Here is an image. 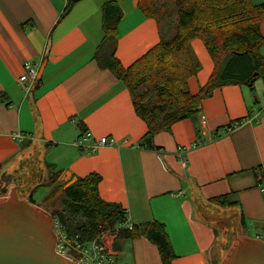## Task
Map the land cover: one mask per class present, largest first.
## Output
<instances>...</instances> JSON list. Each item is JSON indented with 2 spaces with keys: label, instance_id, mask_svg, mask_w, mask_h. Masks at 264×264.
<instances>
[{
  "label": "crops",
  "instance_id": "crops-1",
  "mask_svg": "<svg viewBox=\"0 0 264 264\" xmlns=\"http://www.w3.org/2000/svg\"><path fill=\"white\" fill-rule=\"evenodd\" d=\"M110 1L122 12L115 57L127 68L159 42L155 21L143 16L137 0H0V180L11 175L8 192L24 183L20 196L30 201L50 167L76 177L96 173L99 197L119 204L131 224H164L173 264H220L210 219L220 209H201L208 198L233 191L246 220L244 232L264 236V82L256 79V93L244 85L214 89L200 102L196 124L179 120L154 136L157 148L140 146L147 126L129 90L94 58L103 38L101 7ZM259 31L264 35V19ZM190 45L200 69L187 86L196 94L214 63L201 39ZM44 61L40 78L26 90L17 80L23 64ZM234 120L243 123L220 132ZM85 132L91 135L86 145L103 136L112 142L80 151L73 143ZM3 184L0 197L8 195L1 193ZM231 211L239 215L240 209ZM109 239L113 264H161L156 246L143 237Z\"/></svg>",
  "mask_w": 264,
  "mask_h": 264
},
{
  "label": "trees",
  "instance_id": "trees-1",
  "mask_svg": "<svg viewBox=\"0 0 264 264\" xmlns=\"http://www.w3.org/2000/svg\"><path fill=\"white\" fill-rule=\"evenodd\" d=\"M72 4L70 1L65 11ZM136 6L144 17L155 21L159 42L129 67H123L115 57L117 27L122 12L116 3L110 1L101 7L103 38L94 58L101 69L110 70L129 90L135 112L147 126L140 146L157 148L154 136L169 131L179 120L191 119L196 124L200 102L214 89L226 85L252 87L258 78L264 82V35L259 31V23L264 19V2L137 0ZM196 38L203 41L214 67L205 84L196 94H191L187 80L200 69L190 45ZM53 170L50 167L48 180L34 187L32 195L40 187L49 189ZM71 176L76 180L63 188L56 201L49 203L60 207L61 211L55 209L51 214L57 216L66 235H78L83 243L92 241L101 231H109L107 240L110 237L125 240L143 237L156 246L161 264H173L176 256L163 223L154 220L132 224L130 228L121 227L125 212L119 204L99 197L100 176L96 173ZM262 181L263 177L258 183ZM235 195L232 191L210 197L202 203L201 209L214 207L221 211L238 206L240 212L235 215L244 229L246 220ZM218 211L210 216L214 217ZM211 220L213 222V218ZM214 231L216 236L219 229L214 226Z\"/></svg>",
  "mask_w": 264,
  "mask_h": 264
},
{
  "label": "water",
  "instance_id": "water-1",
  "mask_svg": "<svg viewBox=\"0 0 264 264\" xmlns=\"http://www.w3.org/2000/svg\"><path fill=\"white\" fill-rule=\"evenodd\" d=\"M45 61L40 65L37 79L40 78ZM52 181H56L49 189L48 196L54 188H58L46 202L54 201L63 192V188L73 183L76 178L69 171L51 172ZM3 176L1 175L0 178ZM12 180H0L2 194L0 198V264H76L75 261L62 256L55 250L57 236L53 229L52 216L41 207L22 198L23 187L15 183L8 192L7 184ZM230 217L218 216L213 219ZM211 219V218H210ZM220 264H264V240L248 236L236 237Z\"/></svg>",
  "mask_w": 264,
  "mask_h": 264
},
{
  "label": "built area",
  "instance_id": "built-area-1",
  "mask_svg": "<svg viewBox=\"0 0 264 264\" xmlns=\"http://www.w3.org/2000/svg\"><path fill=\"white\" fill-rule=\"evenodd\" d=\"M40 65L32 62H25L23 64V72L19 75L18 81L24 84V88L29 90L33 84L37 81V75ZM198 121L200 126H204L206 123V118L203 114L199 115ZM243 123V120H234L228 125L224 126L220 131L229 132ZM15 138H21L20 133L13 134ZM91 139L89 132H85L83 137L74 141V146L77 147L80 151L87 150L93 151L99 146L106 144H111V140L107 137H100L98 141L92 142L90 145H86L87 141ZM202 142V138H200ZM178 155L184 162L185 157L182 155L183 149L181 147L177 148ZM125 212V221L121 227H131V223L128 220L127 212ZM53 220V229L57 236L55 250L64 257H67L76 262V264H113V257L107 253L106 248V235L105 231H101L92 241L88 243H83L79 240L78 235L68 236L64 233L59 223V220L56 215H51Z\"/></svg>",
  "mask_w": 264,
  "mask_h": 264
},
{
  "label": "rangeland",
  "instance_id": "rangeland-1",
  "mask_svg": "<svg viewBox=\"0 0 264 264\" xmlns=\"http://www.w3.org/2000/svg\"><path fill=\"white\" fill-rule=\"evenodd\" d=\"M257 80L254 81L253 86L250 87L248 85H244L246 90H250L253 92H257L259 89V82L260 80H258V82H256ZM50 189V188H49ZM49 189H47L46 187H40L37 190H35L33 192L32 198L30 201H32L31 203H33L35 205L38 203L42 209H44V211H46L49 215H52L51 213L55 210L58 209L60 210V207L58 205H54V204H48L43 198L48 194ZM8 195H4L2 197H7ZM0 197V198H2ZM46 199V197H45ZM28 201V199H27ZM29 201V202H30ZM36 206V205H35ZM37 206V207H38ZM61 211V210H60ZM232 211L231 210H219L218 212L215 213L214 217H218V216H226V217H230L231 219H233L235 225H234V231L237 233V236L233 233L232 228H233V224L232 221L230 219H223V218H217V219H213V224L214 226H216L219 231L218 234L216 235V241L214 244V250H218V252L221 254V256L223 255V259L225 258L226 254L228 253L229 249L232 247L233 243L235 242V238L236 237H242V236H247L246 232H244V230L241 228L240 224H239V219L238 216L235 215V219L232 216ZM106 233H109V231H105ZM247 233L249 235H253V231H248ZM249 237V236H248ZM252 238H256L251 236ZM260 239L264 240V236H262ZM105 241L107 242L108 240L105 239ZM148 245V244H146ZM153 249L155 250V248L153 247ZM156 251V250H155Z\"/></svg>",
  "mask_w": 264,
  "mask_h": 264
},
{
  "label": "flooded vegetation",
  "instance_id": "flooded-vegetation-1",
  "mask_svg": "<svg viewBox=\"0 0 264 264\" xmlns=\"http://www.w3.org/2000/svg\"><path fill=\"white\" fill-rule=\"evenodd\" d=\"M6 179V178H5ZM59 179L57 178V180L56 181H58ZM51 181H52V177H51ZM56 181H52V185L49 187V188H51L52 186H53V184L56 182ZM22 185H24V183H21ZM4 185V184H3ZM2 185V186H3ZM58 188L56 187V188H54V190L48 195V196H45L46 197V199H45V201L49 198V197H51L54 193H55V191L57 190ZM61 196V195H60ZM60 196H58L54 201H56ZM44 197V198H45ZM54 201H52V202H54ZM52 202H50V203H52ZM49 204V203H48ZM234 217V219H235V216H233Z\"/></svg>",
  "mask_w": 264,
  "mask_h": 264
}]
</instances>
